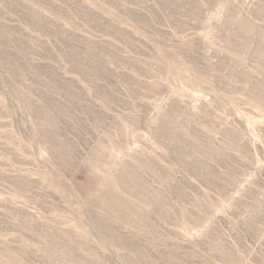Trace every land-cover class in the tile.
Listing matches in <instances>:
<instances>
[{
    "label": "rangeland",
    "instance_id": "374dc122",
    "mask_svg": "<svg viewBox=\"0 0 264 264\" xmlns=\"http://www.w3.org/2000/svg\"><path fill=\"white\" fill-rule=\"evenodd\" d=\"M0 264H264V0H0Z\"/></svg>",
    "mask_w": 264,
    "mask_h": 264
}]
</instances>
